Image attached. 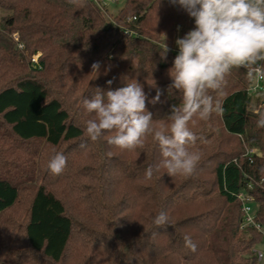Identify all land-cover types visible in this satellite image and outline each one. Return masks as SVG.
<instances>
[{"label": "trees", "instance_id": "16d2710c", "mask_svg": "<svg viewBox=\"0 0 264 264\" xmlns=\"http://www.w3.org/2000/svg\"><path fill=\"white\" fill-rule=\"evenodd\" d=\"M0 11V264H259L264 237L242 228L238 195L252 198L264 227V92L255 107L249 92L264 62L251 74L233 68L210 93L220 110L189 122L202 138L187 145L201 158L196 174L161 168L147 180L162 159L153 136L132 150L110 146L111 133L92 142L82 99L138 80L149 100L160 90L147 110L167 131L182 105L169 87L175 41L194 18L170 0H124L116 16L103 0H0ZM57 152L67 166L53 175ZM161 211L169 224L157 228Z\"/></svg>", "mask_w": 264, "mask_h": 264}, {"label": "clouds", "instance_id": "9594fccd", "mask_svg": "<svg viewBox=\"0 0 264 264\" xmlns=\"http://www.w3.org/2000/svg\"><path fill=\"white\" fill-rule=\"evenodd\" d=\"M170 3L185 9L195 21V27L175 41L179 51L169 69L172 80L169 87L182 93V105L171 107L170 128L166 131L152 126L147 104L157 103L161 92L157 89L156 96L149 100L138 80L107 92L97 88L91 98L82 99L84 110L92 117L85 124L86 136L92 142L111 133L107 136L110 146L132 150L143 147L144 137L153 136L162 159L146 168L147 180L161 168L170 177L196 174L201 158L189 151L187 145L202 138L190 130L189 122L197 116L208 120L214 111L220 110L210 93L222 90L233 68H244L251 74L253 66L264 62V0H170ZM168 51L165 43L162 52L166 56ZM91 67L97 77L101 63L94 62ZM108 71L110 67L105 69V74ZM257 126L264 128V115L257 120ZM85 147L86 144H81V148ZM66 166L67 157L60 152L48 163L53 175L61 174ZM152 222L163 228L169 224V217L161 211ZM184 241L185 247L196 251L190 236L186 235Z\"/></svg>", "mask_w": 264, "mask_h": 264}, {"label": "built area", "instance_id": "2783aa9c", "mask_svg": "<svg viewBox=\"0 0 264 264\" xmlns=\"http://www.w3.org/2000/svg\"><path fill=\"white\" fill-rule=\"evenodd\" d=\"M255 70H256V75L254 78L253 85L249 89V92L252 95H259L260 93L264 92V76L260 66H257ZM238 199L242 203V211H243L242 228L254 227L259 232H261V234L264 237V227L259 225L256 221L255 209L252 198L246 196L245 193H240L238 195ZM258 253L260 258H262L263 254L261 252Z\"/></svg>", "mask_w": 264, "mask_h": 264}, {"label": "rangeland", "instance_id": "374dc122", "mask_svg": "<svg viewBox=\"0 0 264 264\" xmlns=\"http://www.w3.org/2000/svg\"><path fill=\"white\" fill-rule=\"evenodd\" d=\"M103 4L106 5V9H107L108 14L110 16H116L119 13V11L122 9L123 4H124V0H103ZM4 14H5L4 12L0 11V18ZM257 98H258L257 95H252L253 107H255L257 105V103H256ZM256 250L263 254V259L259 262V264H264V242L257 245Z\"/></svg>", "mask_w": 264, "mask_h": 264}]
</instances>
